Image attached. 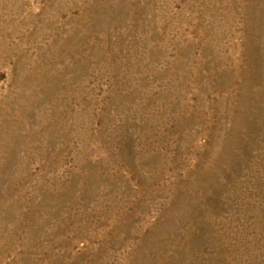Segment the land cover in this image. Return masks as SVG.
I'll return each instance as SVG.
<instances>
[{"label": "rangeland", "instance_id": "1", "mask_svg": "<svg viewBox=\"0 0 264 264\" xmlns=\"http://www.w3.org/2000/svg\"><path fill=\"white\" fill-rule=\"evenodd\" d=\"M0 264H264V0H0Z\"/></svg>", "mask_w": 264, "mask_h": 264}]
</instances>
